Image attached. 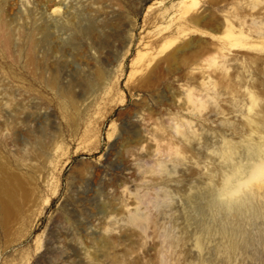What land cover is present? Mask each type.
Wrapping results in <instances>:
<instances>
[{
  "label": "rangeland",
  "instance_id": "374dc122",
  "mask_svg": "<svg viewBox=\"0 0 264 264\" xmlns=\"http://www.w3.org/2000/svg\"><path fill=\"white\" fill-rule=\"evenodd\" d=\"M0 5V160L41 200L0 222V264H264V181L239 178L264 160V0Z\"/></svg>",
  "mask_w": 264,
  "mask_h": 264
},
{
  "label": "bare ground",
  "instance_id": "6f19581e",
  "mask_svg": "<svg viewBox=\"0 0 264 264\" xmlns=\"http://www.w3.org/2000/svg\"><path fill=\"white\" fill-rule=\"evenodd\" d=\"M194 3H196V0H194ZM54 9H57V6L55 5L54 6ZM4 10V8H2L1 7V5H0V48H2V49H7V48H10V45L11 44H13L12 43V41H13V30H12V28H11V26H10V22L8 21V20H6V18L5 17H3L2 15H1V13H2V11ZM209 16V15H208ZM200 19H202V18H199V17H197V16H193V17H191V20L192 21H195V22H199L200 21ZM207 20V19H206ZM208 21H215V18L214 17H212V15L208 18ZM211 23V22H210ZM219 27V26H218ZM227 32V29H226V27H225V25H220V30H219V33L220 34H225ZM51 34V33H50ZM49 34V35H50ZM45 36H47L46 34H45ZM31 37L33 38H35V36H32L31 35ZM30 37V38H31ZM48 38H50L49 36H47ZM46 37V38H47ZM45 38V39H46ZM34 40V39H33ZM30 41V42H32L30 45L33 47V44L36 42H34V41ZM36 40V39H35ZM193 41V40H192ZM39 42V41H38ZM197 42V41H196ZM190 43V42H189ZM189 43H184V44H182V45H180V46H177L176 48H174L175 50L172 52L171 51V53H169V55H168V60H170V61H172V62H177V61H184L185 60V56H184V53L186 54V52H184V50H185V48L187 47V46H189L190 44ZM195 43V42H194ZM36 44V43H35ZM38 44V43H37ZM14 45V44H13ZM196 45H198L199 46V44L197 43ZM31 46H30V48H31ZM198 46H196L195 48H197ZM192 47V46H191ZM191 47L189 48V49H191ZM35 48V47H34ZM194 48V47H193ZM33 49V48H32ZM31 49V50H32ZM186 50H187V48H186ZM185 50V51H186ZM30 52V51H29ZM32 53H33V55L35 54L34 52H33V50L31 51ZM30 52V53H31ZM30 53H29V55H30ZM178 53H180L179 55H178ZM32 56V54L30 55V57ZM35 57H33L32 56V58H30V59H34ZM35 60H33V62H34ZM188 61V60H187ZM185 62V61H184ZM35 63V62H34ZM178 63V62H177ZM177 63H175V64H177ZM181 63V62H180ZM43 67V66H42ZM41 70H43L42 68H40ZM40 70V71H41ZM44 71V70H43ZM41 73H42V71H41ZM44 73V72H43ZM1 74H3V73H1ZM4 76H5V78H8L5 74H3ZM37 75H39V74H37ZM40 75H42V74H40ZM44 75H45V73H44ZM43 75V76H44ZM1 76V75H0ZM42 76V77H43ZM41 77V76H40ZM53 77V78H52ZM51 78H50V82H49V80H48V82L50 83L49 85H52L53 86V88L54 87H58L57 86V80H56V76H52ZM44 78V77H43ZM16 79V78H15ZM39 79H41V78H39ZM9 81H10V79H9ZM12 81V80H11ZM43 81H44V79H43ZM42 81V82H43ZM47 83V82H46ZM88 85L89 86H92L93 85V81H88ZM59 90H61V89H59ZM65 90V89H64ZM64 90H62L61 92L63 93L64 92ZM5 91V90H4ZM26 90H24V91H21L20 93H21V95H23V93L25 92ZM66 91H68V90H66ZM65 91V92H66ZM60 92V94H62ZM65 92L63 93V95H66L65 94ZM3 94H4V92H2ZM20 93H17V94H20ZM26 93H28V94H30L29 92H25V95H26ZM20 95V96H21ZM24 95V96H25ZM67 96V95H66ZM40 145H41V147H45V142L43 143L42 141H39L38 142ZM263 148V147H262ZM262 148L260 147L259 149H261V152L263 151L262 150ZM259 149H252L253 150V154L254 155H256L257 153L259 154ZM248 154H249V152H248ZM247 154V155H248ZM252 154H250L249 156H251ZM239 167V166H238ZM238 167H236V169L238 168ZM242 167V166H241ZM241 169H243V167L242 168H238L237 169V171L239 172H237L236 174H242V172H245L244 173V178L243 177H239L240 179L242 178V181H241V183L242 184H254V182L256 181V183L257 182H263L264 181V160H262L260 163H257L256 165H254V167L252 168V171L250 172V171H248V170H246V168L244 167V171H242ZM242 171V172H241ZM235 174H233V176H234ZM240 176H242V175H240ZM231 179H232V177H231ZM231 179H230V182H231ZM16 180V178L14 177V176H11V175H9L8 174V169H7V163H5V162H2L1 160H0V222H3V223H6V221H9V215H13V214H15V213H21L22 215L26 212V210H28L29 211V215L30 214H33L34 212H36L35 211V209L38 207V205H39V203H40V198H38L36 195L38 194V192H37V190H31V191H24L23 192V194L20 196L19 195V193H18V189H17V186H16V184H14V182L13 181H15ZM230 184H232V182L230 183ZM23 190H25V189H23ZM232 190H235V188L234 189H232ZM260 191V190H259ZM252 193V192H251ZM249 195H251V194H249ZM248 195V196H249ZM252 196H253V194H252ZM249 197H251V196H249ZM248 197V198H249ZM254 197V196H253ZM245 200H247V199H245ZM251 200L252 199H249L247 202H251ZM244 201V200H243ZM245 202V201H244ZM243 202V203H244ZM231 204H233L232 206L233 207H235L236 206V203L234 204V203H231L230 202V205ZM246 204V203H245ZM249 204V203H248ZM250 204H252V205H250ZM249 205L250 206H253L254 207V205H253V201L250 203ZM228 205H229V203H228ZM240 206V205H239ZM243 206H245V205H243ZM247 206V205H246ZM249 206V208H252V207H250ZM257 206V205H256ZM34 207H35V209H34ZM237 207V206H236ZM238 208V207H237ZM246 208V207H245ZM236 208H234V210H235ZM241 209H242V207H241ZM243 209H244V207H243ZM242 209V210H243ZM247 209H248V207H247ZM255 209V208H254ZM256 209H258V211H259V207H257ZM254 210L255 212L257 211V210ZM135 210V209H134ZM134 210H132V211H130L129 212V216H128V219H129V222L130 223H133V224H140L141 222H142V220H143V217H142V215H140L139 213H137L138 211H136V212H134ZM238 210H240L239 208H238ZM242 210H240V211H242ZM245 210V209H244Z\"/></svg>",
  "mask_w": 264,
  "mask_h": 264
},
{
  "label": "water",
  "instance_id": "95a60500",
  "mask_svg": "<svg viewBox=\"0 0 264 264\" xmlns=\"http://www.w3.org/2000/svg\"><path fill=\"white\" fill-rule=\"evenodd\" d=\"M214 31V30H213Z\"/></svg>",
  "mask_w": 264,
  "mask_h": 264
}]
</instances>
